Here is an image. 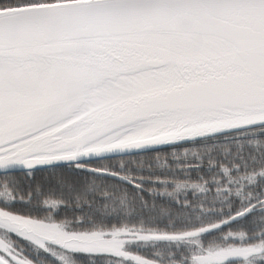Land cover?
<instances>
[{"label": "snow or ice", "instance_id": "6c2138e0", "mask_svg": "<svg viewBox=\"0 0 264 264\" xmlns=\"http://www.w3.org/2000/svg\"><path fill=\"white\" fill-rule=\"evenodd\" d=\"M0 264H264V0H0Z\"/></svg>", "mask_w": 264, "mask_h": 264}, {"label": "trees", "instance_id": "16d2710c", "mask_svg": "<svg viewBox=\"0 0 264 264\" xmlns=\"http://www.w3.org/2000/svg\"><path fill=\"white\" fill-rule=\"evenodd\" d=\"M43 175H47L46 173ZM41 178V174H37V179L39 180Z\"/></svg>", "mask_w": 264, "mask_h": 264}]
</instances>
